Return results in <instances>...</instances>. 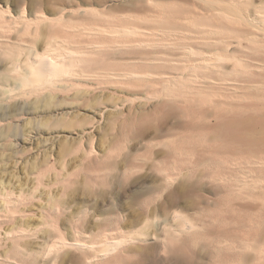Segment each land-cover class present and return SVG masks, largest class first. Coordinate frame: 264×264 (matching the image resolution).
Returning a JSON list of instances; mask_svg holds the SVG:
<instances>
[{"label":"bare ground","instance_id":"6f19581e","mask_svg":"<svg viewBox=\"0 0 264 264\" xmlns=\"http://www.w3.org/2000/svg\"><path fill=\"white\" fill-rule=\"evenodd\" d=\"M137 1L110 0L109 5H102L96 0H68L67 6L40 9L38 0L30 4L26 0H0V151L3 153H0V162L7 159L16 168L33 161L34 173H37L33 180L40 182L55 167L67 169L68 162L63 156L73 150L74 146L67 145L70 142L80 144L77 150L81 153L79 159L98 157L92 142L96 133L104 123L122 117L126 107L125 94L136 95L126 86L142 83L151 86L161 82L163 87L153 97H146L149 103L185 105L190 101L192 105L207 108L201 117L202 122L219 119V126L232 130L235 138L264 140V94L245 92L264 91V27L258 20L264 16L256 15L254 21L239 17L237 12H241L243 4L236 6L234 0H198L202 5L195 7L202 11L186 12L177 4H171L167 10L158 12L154 27L137 31L136 28L128 29L123 14L125 8ZM146 1L154 4L160 0ZM199 17L203 24L220 23L212 31L214 34L227 28L237 37H191L185 24L190 26L199 22ZM187 40L194 43H187ZM254 77L261 78V81L253 80ZM222 109H227L233 116L222 113ZM33 119H39L41 130L20 134L21 125ZM256 120L262 121L261 128L253 124ZM46 141H51L45 145L48 148L40 151V143ZM3 150H10V156ZM33 152L29 159L27 154ZM237 159L229 157L223 163L228 164V169L229 164H238ZM245 164L263 167L264 161L258 155H251ZM154 167L160 173L157 191L161 192L160 195L170 192L175 183H178L176 190L189 189L193 174L189 169H159L157 164ZM231 178L219 177L216 182L226 188L233 186L232 191L235 186L237 198L245 199V202L254 203L253 199H257L264 205V185L261 182L264 178L261 185L257 183L255 187L259 194L247 191V186L253 184L243 180L238 185L237 178L232 184L235 178ZM202 179L200 174L196 181ZM47 195L52 198L49 207L45 202H34L37 194L22 192L21 188L16 193L12 189L0 192V249H5L0 260L11 255L9 251L12 250L29 264H100L105 260L111 262L110 258L119 254H139L142 248L138 244L146 240L160 242L161 248L169 251L171 242L183 241L197 228L196 223L176 216L175 224L169 227H158L150 233L151 223L148 221L145 227L124 231L117 237L106 234L98 245L78 237L67 239L61 236L50 241L38 232V226L25 228L16 225L28 224L33 219L44 221L42 224L46 225V207L54 215L67 210L64 200ZM52 222L54 220L47 222L49 235L58 230ZM220 245L239 254L240 264H244L254 249L248 241L235 239L231 242L224 240Z\"/></svg>","mask_w":264,"mask_h":264},{"label":"rangeland","instance_id":"374dc122","mask_svg":"<svg viewBox=\"0 0 264 264\" xmlns=\"http://www.w3.org/2000/svg\"><path fill=\"white\" fill-rule=\"evenodd\" d=\"M33 1L26 0L28 4ZM96 1L102 5L110 3V0ZM197 1L160 0L158 3L151 4L146 0H139L124 9L123 14L125 20L127 19L125 24L128 29L136 28L137 31H143L146 27H154V20L158 16V12L167 10L171 4H177L186 12H200L201 9H197L195 6L202 4ZM234 1L236 6L243 4L241 12H237L239 17L254 21L256 15L264 16L261 14L264 12V0ZM252 1L255 2L252 3ZM38 3L40 9H45L47 6L57 9L69 4L68 0H38ZM197 19V21H201L200 17ZM258 20L262 21L260 26L264 27V19ZM199 22L192 23L190 26H188L189 23L185 24L191 37H207L209 39L225 37L235 39L237 37L227 28L214 34L212 31L217 29L215 26L219 25V22L216 24L212 22L203 24V20ZM207 32H211L212 35L210 33L207 35ZM186 42L194 43L192 40ZM256 78L254 77L253 80L261 81V78ZM126 87L131 88L132 93H136V95L125 94L126 107L122 117L113 118L104 123L96 133L97 136L95 135L92 142L98 151V157L86 158L87 160L79 159L81 153L77 150L80 144L70 142L67 145L68 147L74 146L73 150L63 156L64 161L68 162L67 169L55 167L54 170L48 171L40 182L33 180L37 176V173H34L33 161L21 166L17 165L16 168L14 164L8 163L7 159L5 162H0V192L12 189L16 193L18 188H21L22 192L37 194L39 199H34V202H45L44 204L48 207L49 200L52 198H49L47 194L66 202L67 210L60 211L59 214L54 215L51 209L46 207L45 216H48L45 219L46 225L42 224L44 221L38 222L34 219L30 220L28 224L24 223V225L21 222L16 225L25 228L38 226V232L42 236L48 237L47 239L50 241H55L61 236L67 239L78 237L90 241L93 245H98L100 239L106 234L117 237L124 231L145 227L148 221L151 223L149 229L151 233L158 227L163 229L175 224L176 216H183L197 224L195 233L190 235L193 240L188 236L185 238L187 240H183L185 242L182 240L176 241L177 243L171 242L168 247L169 251L161 248L163 246L160 242L146 240L138 244L142 248L139 254L138 252H131L124 256L119 254L113 256L114 259L110 258L111 262L105 260L101 263L229 264L235 260L234 264H240L239 254L232 253L233 251H229L225 247L221 248L220 245L224 240L231 242L235 239L236 241H248L251 245L253 244L256 250L253 249V252L248 254L244 264H264V254L261 255V252H264V226L262 225L264 220L261 218H264V211H262L264 205L262 201L258 200L257 202V199L252 198L254 203L252 201L251 203L245 202V199L237 198L235 186L232 191L233 186L226 188L224 184L216 182L217 178L224 176L235 178L234 180L231 178L232 184L238 180L236 184L239 185L243 183V180H246L249 185L253 184L250 187L247 186V191L259 194V190L255 187L257 183L261 185V182L264 185L262 180L264 166L249 167L245 162L251 155H258L264 161V140L246 141L242 138H235L232 130L219 126V119L211 118L208 123L202 122L201 117L207 108L192 105L190 101H187L185 105L176 102L162 104L147 102L146 97H153L162 90L161 82L151 86L142 83L138 86L127 85ZM245 92L264 94V91L258 92L257 90ZM222 113L230 117L233 116L227 109H222ZM253 124L261 128L262 121L256 120ZM40 128L39 119H33L22 124L18 131L20 134H29L40 131ZM50 142L40 143L39 150L45 151L48 148L45 145ZM3 151L5 155L10 156V150ZM0 153L3 154L1 151ZM27 155L30 159L34 152ZM55 156H57V152L53 154L52 163L55 161ZM229 157L232 160L234 158L239 160L237 159L238 164H229L230 167L228 166L227 169L228 164L225 163ZM240 158H243L242 161ZM162 163L164 164L162 165ZM155 164L159 166V169L172 170L171 168H173L175 171L189 169L191 174H194L190 179L189 189L187 188V191L176 190L178 183H175L176 185H173L175 188L172 186L170 192L168 190L166 194L164 193L165 195H160L161 192L159 191L160 194L157 192L160 173L157 171V167H154ZM176 164L177 167H175ZM216 164L217 166H215ZM244 165L248 167L245 168ZM200 174L203 179L197 182V176ZM207 178L211 180L209 181ZM192 180L194 181L191 182ZM184 191L186 192L184 193ZM158 195L160 196L158 197ZM153 197H156L157 200ZM155 200L156 202H154ZM49 220H54L52 223L57 226V233L51 231L49 235L50 227H47ZM259 220L263 222L259 223ZM258 224L262 226L259 228ZM114 226L118 228L117 231ZM111 228H114L115 231ZM95 239L97 240L95 241ZM4 250L0 249L1 255L4 254ZM11 251H9L11 255L4 257V260L2 258L0 264H29L28 260L17 257L18 255Z\"/></svg>","mask_w":264,"mask_h":264}]
</instances>
